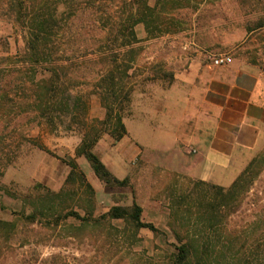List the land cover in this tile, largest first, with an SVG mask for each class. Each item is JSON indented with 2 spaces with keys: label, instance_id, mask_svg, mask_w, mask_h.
Returning <instances> with one entry per match:
<instances>
[{
  "label": "rangeland",
  "instance_id": "374dc122",
  "mask_svg": "<svg viewBox=\"0 0 264 264\" xmlns=\"http://www.w3.org/2000/svg\"><path fill=\"white\" fill-rule=\"evenodd\" d=\"M124 2L116 0L108 17L70 20L75 29L96 19L87 33L68 41L54 39L53 57L61 61L60 56L68 55L66 63L73 62L70 75L79 80L69 91L71 101L93 92L101 59L114 52L108 46L110 24L105 26ZM156 2L149 0L151 7ZM156 13L152 30L144 24L135 27L139 43L134 45L137 56L129 72L134 90L131 114L124 119L127 135L116 141L105 134L94 147L115 177L129 181L126 186H109L78 153L82 127L69 119L67 110L58 108L53 119L46 120L35 109H16L26 99L21 85L27 75L16 57L25 47L24 34L0 12V39L9 45L7 59L0 57V157L16 154L8 166L0 164V264H168L172 245L188 240L209 244L207 254L218 264H264V137L247 176L251 185L237 201V211L232 201L214 217L207 204L219 201L216 192H207V186L198 185L200 180L172 166L171 151L158 149L167 148L168 139L174 138L168 126L171 119L179 118L181 91L191 87L195 97L194 86L202 84L201 70L214 57L229 55L233 62H248L264 80V26L259 27V21H264V0H162ZM119 47L115 42L114 49ZM83 60L87 62L78 66ZM64 100L68 102V94ZM104 116L100 100L91 95L89 122ZM26 140L40 143L45 150ZM72 162L93 192L80 179L67 184ZM232 180L227 175L221 185L207 183L227 190ZM133 204L143 208V221L153 223L161 234L134 230L123 221L102 220L103 224L87 227L70 218L60 220L57 227L47 224L59 213L98 217L113 206ZM33 211L40 213L42 221L31 224L22 216Z\"/></svg>",
  "mask_w": 264,
  "mask_h": 264
},
{
  "label": "trees",
  "instance_id": "16d2710c",
  "mask_svg": "<svg viewBox=\"0 0 264 264\" xmlns=\"http://www.w3.org/2000/svg\"><path fill=\"white\" fill-rule=\"evenodd\" d=\"M115 1L0 0V12L7 15L9 19H13L24 34L22 37L25 47L18 50L16 57L20 67L25 68V74L27 75L22 80L21 85V90H23L21 94L24 95L25 93L24 97L26 99L23 103L20 101L18 105H15L16 109L22 111L35 109L46 120H52L53 114L58 108L67 110L69 119L82 127L83 139L78 153L90 163L95 175L109 186H126L129 183L128 179L121 180L115 177L94 152V147L105 134H110L116 141L122 140L127 135L124 119L127 114H131L130 106L134 90L129 72L133 68V62L137 56L134 45L139 43L135 27L138 24H144L149 31L152 30L156 23L157 8L162 0H157L154 7L150 6L149 0H125L123 6L117 8V10L120 9L117 16L108 19L105 27L110 24L108 31L112 36L108 37V41H111L108 46L114 52L109 57L101 59L103 66L97 73L98 80L92 93H88L86 96H78L71 101L69 91L79 83L78 79L70 75V67L73 62L68 65L65 60L68 62L69 57L64 53V56H60V58H63L61 61L53 57L55 38L60 37L68 41L71 37L82 35L94 29L96 24L95 19L87 25H81L74 29V24L70 22L71 19L80 20L79 18L83 16L97 18L99 14L108 17ZM117 18L119 21L116 23ZM120 25L122 26L120 27ZM263 26L264 21H259V27ZM120 28L123 29L122 33ZM115 42H119V51L114 49ZM8 55V42L5 39H0V57L6 60ZM85 62L87 61L83 60L78 63V66H83ZM146 80H150V77ZM65 94L69 96L68 102L65 100L62 102ZM91 95L98 97L105 110L103 120L95 121V123L88 120ZM60 104L64 105L60 106ZM26 142H33L36 147L45 150V147L36 141L26 140ZM15 157V153L7 154L5 158L0 157V164L8 166ZM254 162L253 159L227 190L222 186L205 181L197 183L198 185L207 186V192L215 191L219 197L216 204L212 201L207 204V212L214 217L217 211L221 212V209L228 208L232 201L234 204L233 210L237 211V201L251 185V180L247 176ZM71 167L72 170L67 179V184H77L80 179L93 192L92 186L87 182L83 173L78 171V165L72 162ZM64 192L66 191L63 190L57 193L56 197ZM142 215L143 208L138 204H133L130 207L117 205L98 217H95L93 213L81 216L75 211L65 214L59 213L47 224L57 227L60 220L70 218L87 227L93 224H103L100 223L102 220L107 222L123 221L134 230L146 229L157 236L161 234V231L153 223L144 222ZM22 216L31 224L42 221L38 211H33L28 215L24 213ZM172 246L173 250L167 258L168 264H218L217 259L213 260L207 254L210 249L209 244L203 246L199 245L196 240H188L180 241L179 244H173ZM209 253L212 252L209 251Z\"/></svg>",
  "mask_w": 264,
  "mask_h": 264
},
{
  "label": "crops",
  "instance_id": "0c3cea01",
  "mask_svg": "<svg viewBox=\"0 0 264 264\" xmlns=\"http://www.w3.org/2000/svg\"><path fill=\"white\" fill-rule=\"evenodd\" d=\"M200 74L194 98L191 87L181 91L179 118L168 126L173 140L165 149L155 148L171 151L172 166L190 177L221 185L231 175L233 183L263 142L264 80L255 66L238 60L223 67L205 65Z\"/></svg>",
  "mask_w": 264,
  "mask_h": 264
},
{
  "label": "built area",
  "instance_id": "2783aa9c",
  "mask_svg": "<svg viewBox=\"0 0 264 264\" xmlns=\"http://www.w3.org/2000/svg\"><path fill=\"white\" fill-rule=\"evenodd\" d=\"M233 62V59L229 55H219L212 59V66L213 67H223L226 65H230Z\"/></svg>",
  "mask_w": 264,
  "mask_h": 264
}]
</instances>
